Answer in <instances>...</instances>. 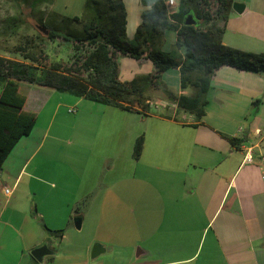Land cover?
I'll return each instance as SVG.
<instances>
[{
    "label": "crops",
    "instance_id": "obj_1",
    "mask_svg": "<svg viewBox=\"0 0 264 264\" xmlns=\"http://www.w3.org/2000/svg\"><path fill=\"white\" fill-rule=\"evenodd\" d=\"M121 1L125 34L131 41L148 7L142 0ZM233 2L236 8L223 25L222 43L243 52L264 53V0ZM175 41L176 32L166 29L161 49L169 52ZM6 60L42 74L26 61ZM118 65L123 82L153 72L145 59L119 55ZM162 82L163 87L147 89L149 105L143 114L83 98L76 101L77 116L82 109L98 115L96 125L77 132L87 142L85 163L94 146L93 160L101 154L106 161L114 160L109 151L115 148L135 160L133 144L143 136L141 156L135 160L143 172L123 180L127 203L140 212L137 256L142 264H264V70L217 69L206 93L205 115L196 124L183 121L190 114L175 104L181 94H193L191 88L180 89L178 70L165 71ZM18 85L25 97L23 110L38 119L52 98L51 90L33 83L21 87L20 80ZM82 100L90 105H82ZM154 102L165 106L155 108ZM50 129L43 126L34 136L32 129L21 138L0 171V194L6 198L0 205V238L5 232L21 238L23 253L29 256L25 264L52 263L53 252L40 262L30 252L62 239L48 230L64 231L75 217L82 224L90 213H107L112 191L121 182L81 173L74 181L75 191H66L72 183L65 175H46L47 153L39 155ZM247 150L251 163L244 162ZM137 184L141 186L138 202ZM5 187L12 191L9 197L2 192ZM63 193L70 196L66 205L60 200L67 196ZM204 232L209 234L202 240Z\"/></svg>",
    "mask_w": 264,
    "mask_h": 264
},
{
    "label": "trees",
    "instance_id": "obj_2",
    "mask_svg": "<svg viewBox=\"0 0 264 264\" xmlns=\"http://www.w3.org/2000/svg\"><path fill=\"white\" fill-rule=\"evenodd\" d=\"M19 1L33 12L37 31L21 35L17 33L21 14L7 18L0 29V44L6 42L0 45V51L39 65L42 74L28 75V67L13 65L0 55V171L12 148L31 133L36 122L34 113L23 110L25 97L18 92L19 80L143 114L149 105L147 89L163 87V73L177 69L180 89L191 88L193 94H181L175 104L199 122L205 115L206 93L217 69L228 66L246 72L264 70V53L243 52L222 43L223 25L232 13L233 0H178L177 10L172 13L167 12L166 0H142L148 8L131 41L125 34L126 14L121 0H86L81 17L73 19L53 12L45 14L41 4L51 0ZM187 16L193 18L194 24H185ZM166 29L176 32L169 52L161 49ZM56 39L69 45L68 61L58 59L46 64L50 58L45 48ZM119 55L137 61L145 59L152 64L153 72L123 82L119 78ZM142 148L143 136H139L132 150L135 160L141 156ZM48 232L56 238L63 235L61 230Z\"/></svg>",
    "mask_w": 264,
    "mask_h": 264
},
{
    "label": "rangeland",
    "instance_id": "obj_3",
    "mask_svg": "<svg viewBox=\"0 0 264 264\" xmlns=\"http://www.w3.org/2000/svg\"><path fill=\"white\" fill-rule=\"evenodd\" d=\"M85 2L86 0H51L49 3L41 4L40 9L45 14L53 12L56 15L73 19L81 17ZM174 7H176V5L172 4L168 7V10ZM18 14H21L22 24H20L17 33L26 36L36 33L38 26L33 12L19 0H0V29L7 18L17 16ZM5 43L3 42L2 44L5 45ZM14 43L15 39L7 44L8 48ZM45 50L50 58L46 64L51 60L55 61L58 59H61L64 63L68 61L70 48L62 39H56V41L53 44H49ZM0 55L5 59L19 62L24 61L17 54H9L0 51ZM29 64L31 67L42 70L39 68V65ZM42 65L44 66V64ZM31 73L33 72L29 71L28 75ZM33 76L39 77L37 72L33 73ZM20 81L21 87H29L26 80ZM21 91L26 92L24 88H22ZM51 92L52 98L48 106L42 111L40 117L38 119L36 118V123L32 131L34 136L39 133L43 126H51L49 136H47L44 141L45 146L41 148L39 152V155L43 153L45 155L47 153L45 158L47 162L45 174L48 176L65 175L67 180L72 183V185L69 183L66 186V191L73 192L76 189L74 181L75 179L77 181L81 173V176H96L97 179L112 177L114 180L121 182L116 183L112 191L114 195L111 199L113 204L110 206L109 210H107V213L88 214V218L86 221L82 222L80 229H76L72 224L69 225V227L63 231L60 241L55 239V241L47 243V246H50L53 252V262L46 263V260H44L45 262L42 264H142L143 261L137 256L138 250H140V212L133 204L127 203L123 180L124 176L128 177L134 173L136 175L142 173L144 169L143 166L135 160H132L130 156L121 155L118 148L109 151L110 156L115 157V159L110 162L104 160L102 154L93 160L96 146L90 151L89 158L85 163L84 157L86 152H88L85 148L87 142H85V138L80 136L77 132H82L84 127L96 125L98 122V115L93 114L90 110L84 111L82 109L80 115L77 116L76 113L79 107H77L76 101L79 100L78 97L68 93ZM82 103V105H90L88 104L90 102H86L85 100H82ZM155 104H158V102H154L153 105ZM50 106L51 109L47 112ZM68 110H72L73 112L69 113ZM39 140L40 138L37 139L36 144ZM136 189L138 192L136 201L138 202L141 186L137 184ZM34 190H36V188ZM37 194L39 196V193ZM63 194L67 195L66 193ZM68 198H70L69 195L65 198L61 197L60 200L62 201V205H66L65 200ZM5 200L6 198L0 194V205L5 203ZM132 208H134L133 213L130 212ZM2 221L7 222L4 218ZM39 224L43 226L42 222ZM208 234L204 232L202 240L207 237ZM95 245L100 246L103 252L95 258H91V250ZM28 257L27 252L23 253L20 237H16L15 235L12 236L8 232H5L3 236H1L0 262L10 264L19 261V263L25 264Z\"/></svg>",
    "mask_w": 264,
    "mask_h": 264
},
{
    "label": "water",
    "instance_id": "obj_4",
    "mask_svg": "<svg viewBox=\"0 0 264 264\" xmlns=\"http://www.w3.org/2000/svg\"><path fill=\"white\" fill-rule=\"evenodd\" d=\"M233 8L235 9L236 6L234 5ZM194 22L195 21L193 20V18L191 16H187V18L185 20L186 25L194 24ZM44 34H47V31H44ZM73 225L76 229H80L81 221H80L79 217L73 218ZM101 251H102V249L98 245L93 246L92 250H91V258L96 257ZM30 254L36 261L40 262L42 260L43 256L51 255L52 251L46 245H43L41 247L33 249L30 252Z\"/></svg>",
    "mask_w": 264,
    "mask_h": 264
},
{
    "label": "built area",
    "instance_id": "obj_5",
    "mask_svg": "<svg viewBox=\"0 0 264 264\" xmlns=\"http://www.w3.org/2000/svg\"><path fill=\"white\" fill-rule=\"evenodd\" d=\"M165 4L169 7L170 5H176V7L178 6V0H166ZM165 5V6H166ZM166 6V7H167ZM168 7H167V12L168 13H172L173 12V8L171 10H168ZM154 104V103H153ZM164 107L165 106V103H160L158 102V104H155L154 107L155 108H158V107ZM69 113H72L73 111L71 110H68ZM183 121H189L190 123L192 124H196L197 121L195 120V117L193 115H189V116H185L182 118ZM244 162L246 163H251L252 162V157H251V154H250V150H247L246 153H245V156H244ZM2 192L3 194L6 196V197H9L10 194H11V189H9L8 187H5L4 189H2Z\"/></svg>",
    "mask_w": 264,
    "mask_h": 264
}]
</instances>
